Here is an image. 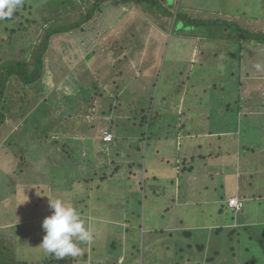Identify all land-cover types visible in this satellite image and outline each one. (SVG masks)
Segmentation results:
<instances>
[{
    "label": "rangeland",
    "instance_id": "obj_1",
    "mask_svg": "<svg viewBox=\"0 0 264 264\" xmlns=\"http://www.w3.org/2000/svg\"><path fill=\"white\" fill-rule=\"evenodd\" d=\"M63 1L64 4L59 5L60 0H53L55 3L24 0L13 18L0 21V75L6 71V62L13 59L26 58V62H31L46 29L60 24L75 26L73 31L50 38L37 82L25 83L17 75L7 81L3 110L6 119L0 130V209L4 210L0 219V264L74 263L46 254L38 239L31 240V224L24 221L25 224L18 228L12 225L16 220L33 217L26 209H30L32 201L35 204L39 197V206L35 209L43 240L46 232L42 222L52 214L47 198H69L75 202L72 185L69 187L68 183L69 175L75 180L77 171L81 173L86 168L83 162L73 164L70 174L63 170L54 172L71 162L67 159L68 152L83 161L89 152L81 149V145L88 141L95 140L100 145L92 154L95 155L94 163L103 166L102 176H110L115 168L118 170L112 179L104 177L103 183H99V176H96L94 180L99 187L90 183V188L86 192L81 190L82 193L96 192L97 197L112 202V194H121L122 188L123 192L135 188L142 197L146 191L144 184L149 183L151 192L158 193L161 188L157 187L163 183L167 186L165 195L158 200L165 203L180 186L173 182L180 176L216 175L217 172L210 170V164L220 162L222 148L233 144L239 149L247 147L253 159H260L258 169L261 173L254 181V188L263 186L261 200L264 203V158H260L264 156V71L258 72L254 67L256 63H264V44L254 39L244 42L240 38L242 32L238 31L230 36L237 39H225L227 28L223 26L228 24L232 31L238 25L249 32H264V16H261L264 15V0H141V5L135 1L123 4L120 0ZM174 23L206 39L198 41L183 37L184 34L176 37L173 33L167 42L156 30L159 31L160 26L172 28ZM148 35L152 39L150 43L146 39ZM159 38L161 45L166 43V51L169 50L164 59L144 54L145 46L155 53ZM202 43L210 44L215 52L211 54L208 47L203 49L205 64L195 76L197 65L193 63L189 71V62L195 60L194 47ZM227 46L232 51L230 57ZM172 55L176 57L169 61ZM215 63L218 66L227 64L225 67L234 70H217ZM195 77L198 78L196 82H200L197 87ZM181 78L183 83L179 86L177 82ZM38 83L43 89L38 88ZM195 89L196 98L208 104L206 118L191 116L195 112L193 108L190 110ZM187 98L190 99L186 101ZM222 99L241 109L237 117L224 110L226 118L230 116L232 122L236 119V125L243 128L251 121L250 124L258 129L254 133L245 130L242 133L243 129H237L236 134H209V130L224 126L220 110L224 106ZM244 112L246 118L242 117ZM183 115L186 121L180 118ZM259 131L262 133L256 134ZM106 132L112 133L113 138L104 144ZM130 141L139 142L140 149L133 148ZM232 153L238 154L237 159H232L236 162L234 175H239L242 167L239 162L243 157L239 152L232 150ZM215 157L219 159L214 160ZM94 169L96 167H90V174ZM117 174L122 178H116ZM240 178L243 182L248 177ZM229 182L224 183V190L219 187L215 190L216 183L210 182V188L202 195L209 197L212 205L217 201L223 204L225 223L221 220L223 215L217 216L210 211L207 220L196 215L195 204H184L178 209L185 224H210L211 232L191 231L198 243L207 244L208 257L192 244V253H197L198 257L188 264H264V214L259 212L260 199L255 202L249 194L252 199L245 201L242 212H231L227 202L229 204L228 195L234 182ZM146 195L148 198L152 194ZM185 200L195 201V195ZM21 202L24 205L19 204ZM135 207L140 211V206ZM22 208L26 214L15 215ZM98 211L103 212L100 208ZM129 216L130 221L136 219L139 223L134 214ZM218 227L219 230H215ZM17 230H23L24 237L17 236ZM95 230L98 237L103 232L100 226ZM216 232H220V236ZM208 233L211 237H206ZM103 236L105 241L107 235ZM189 236L179 237L183 248L182 243L187 242ZM213 244L218 248L219 257L214 255L217 251L212 250ZM114 259L103 258L105 264H118ZM163 259L166 264H174L173 258ZM92 260V264H96L95 260L102 262L101 258ZM178 261L180 263V258Z\"/></svg>",
    "mask_w": 264,
    "mask_h": 264
},
{
    "label": "crops",
    "instance_id": "obj_2",
    "mask_svg": "<svg viewBox=\"0 0 264 264\" xmlns=\"http://www.w3.org/2000/svg\"><path fill=\"white\" fill-rule=\"evenodd\" d=\"M183 8L184 6H182V9ZM158 26L160 25L158 24ZM223 26H224V29L225 27L227 28L225 29L227 30V32L224 33L225 39H237L238 38V37L231 38L230 36L235 31H238L239 34L241 31H239L238 29H235L234 31H232L228 24H224ZM159 29H160L159 31L158 30L156 31L161 32L162 35L166 37L167 42H168V39L173 36V33H175L176 37H182V34H184L183 37H187V38L192 37V38H195V40L197 39L198 41H201L202 39H206L204 37L201 38L198 34L192 33L191 30H188L186 28L178 29L175 26V23L172 28L160 26ZM224 29H222L221 33H223ZM149 38H150V35L146 37V39H148L150 43L152 39H149ZM240 38L242 39V41L247 42L245 41L243 37H240ZM180 43L182 44V42ZM161 44H162V41L159 38V42H158L159 47L157 48L155 53L153 51H148L149 47L146 48L145 46L144 54L150 53V54H153V56L157 55V59L161 57H163L164 59V55H167L169 50L167 49L166 51V48H165L166 43H164V45H161ZM206 47L211 49V54L215 52L214 48L211 47L210 44L204 45L202 43L201 46H199L198 48L197 46L194 47L195 52L193 54H195V56L193 55L191 56L195 57V60H192L191 62H189V71H191L193 65L196 64L197 66L195 69V76H198L199 70L205 64V62L202 61V58H203V55L205 54V51H203V49H207ZM231 52H232L231 48L228 47L229 57H230ZM216 55H218V51H216ZM173 57H176V55H172L171 57H168L169 61H171ZM161 64H164V62H161ZM226 65L227 64L218 66V64L215 63V67L217 70H220L222 68H224L223 71L234 70L231 67L229 68L225 67ZM205 67L206 69L209 68V66H205ZM179 73H182V72L179 71ZM197 80L198 78L195 77V82ZM200 81L203 82L202 80ZM177 83L179 86H181V84L183 83L182 78L180 79V82H177ZM196 85H200V82H196L195 87H197ZM236 85H238V83ZM239 86H240V83L238 87ZM195 93L196 94L198 93L196 89H195ZM160 99H163V96H161ZM183 100H184V97H183ZM222 102H224L222 104L224 106L220 110L222 113V117L224 119V123H223L224 126L221 128H218L217 130H211V131L209 130L208 131L209 134L211 135L212 134L221 135L222 133L236 134V132L234 131L237 129H243L242 133H244V130L249 133H254L253 131L255 130H253L252 127H247V126L243 128L242 126L240 127L236 125L235 129H231L232 127H230L231 123L229 121L231 117L228 116L226 118V116H224L223 114L224 110L231 111L232 114H236V117H237V113L239 114V112H241V109L239 108L237 109L235 105L230 106L229 103L231 102L229 100L222 99ZM193 104H195V106L192 107ZM192 108L195 112H193L191 116L192 115L195 116V119L197 116H203L204 118H206L205 115L209 114L207 112L208 104H206V102L205 104H203V99L198 100L196 96H195V100L191 101L190 110ZM243 114L244 115H242V117L246 118L247 114L245 112ZM186 115L187 117H189V111ZM203 132L206 133V130H204ZM259 133H262V132L259 131L256 134H259ZM227 145H225L222 148L223 152L222 154H220V158L222 161L220 160V162H216L215 164L213 162L210 164V166L212 167V169L210 170H214L215 172H217L216 175L210 174V175H203V176H199V175L194 176V175L189 174V175L180 176L178 179L173 181L176 184H180V186L176 190V193L175 191H172L171 194L174 196L171 195V198L165 201V203L163 202L160 203L158 200L160 198L163 199L165 195L164 189H166L167 186H165L163 183L158 185L157 188L159 189L161 188V191H158V193L151 192V190L149 189V187L151 188L149 183L144 184L145 186L144 188H146L145 189L146 191L142 194L143 198L140 196L139 193L138 194L136 193L135 188L134 190L131 189L126 192H123V188H122L121 194H118L116 196L112 194V202L108 200H104L103 198L97 197L96 192L87 193L88 196L92 195L94 198L98 199L102 203L100 207H93L92 209L91 207L86 206V211H79L82 219L86 222V224L92 230L94 238L90 243L81 244V247L83 249L82 255L74 258L75 261H73L72 259H68L72 257H66V259L70 262H74L73 264H92L94 262L92 258H101L102 261H103V258H109V259L115 258L114 261L117 262L118 264H161V263L166 264V261H164L163 258H173L174 264H188L192 258H195V256L198 257L197 253H195V255L192 253L193 246H195L197 250L200 248V250L203 251L202 254L207 255L208 257V254H207L208 252L206 251L208 250L207 244H203L204 242L198 243V241L195 240V238H192L191 231L201 230V231L211 232V230H209L210 224H202L200 222L199 224H195V225L185 224L183 219L180 218V215H179L180 213L178 209L183 208L184 206L182 205L184 204L187 206H191L195 204V214L199 216H203L204 220H207V215L209 211L213 214H216L217 216H222L224 214L223 204H221L220 201H217L215 202L214 205H212L211 203H209L210 201L208 200L209 197L202 196L203 194H205V191L210 188V186L208 185L210 182L216 183V186L214 187L215 190L218 187L224 190L223 186H224V183H226V180H227V183L229 184H230L229 182L230 180L234 182V184L231 185V190L229 191L230 193L228 197L229 199L237 198L243 202V206L239 211L232 210L227 202L228 209L235 214L242 212L246 200H250L253 198L252 200H254L255 202L256 201L259 202V197L263 189V186L259 189H257L256 187L254 188L255 184H252L253 180L250 178L251 175H254V174H256L258 177V175L261 173V170L258 169L260 159L258 158L253 159V156L249 154V151L247 147L245 146H241V149H239L235 147V145L233 144H227ZM232 150L239 152L241 154V157H243L242 161L239 162V167L242 166L240 169L241 174L239 175H234L233 167L236 166V162L232 158L235 157L237 159L238 154L236 155L233 154ZM245 151H247V153H245ZM260 158H262V156ZM210 159H213V158H210ZM217 159H219V157L214 158V160H217ZM79 163H83V162L80 161ZM201 164L202 163H199V165ZM160 165L161 163L159 164V166ZM249 168H253L254 170H250ZM225 173L227 174L225 175L226 177L224 179L223 175ZM119 175L120 174H117L116 178H122ZM243 175L248 178H246V180L242 182L240 177H242ZM110 179H112V177ZM99 180H100L99 183H103V181L104 182L106 181V179L102 180L100 178ZM75 181L79 183V186L81 187V189H84L85 192L88 188H90L89 186L90 183H93L94 185L99 187V183H95V180L90 181V182H85L82 179L80 181L75 179L69 182L74 183ZM165 182H167V180H165ZM116 187L118 188V186ZM146 193L148 194L150 193L152 195L147 198L148 195H146ZM80 194L81 195H78L79 199L82 198V194H86V193L80 192ZM249 194L252 195V198L249 196ZM194 195H195V201L185 200L186 197H194ZM73 196H76V195H73ZM36 199L37 200L35 201V204H34V201H32V205L30 209H26V211L30 212V214L33 215V217H29V218L27 217L25 220H16L14 221L15 224H13V222L11 223L13 224L12 226H16V228L25 224L24 221H26L27 224H31L30 232H31V235L33 232V238H34V239L32 238L31 240L34 241L35 239H38L39 243H41L42 234L40 233L41 229L38 224V222H40V218L37 220L36 216L38 215V213L35 209V207L38 206L37 201L39 200V197H37ZM79 199L76 196L75 202L69 198H67L65 201L71 204H78ZM92 205L94 206V204ZM135 206H140V211L136 209ZM258 207H259V204H258ZM99 208L103 212H99L98 211ZM209 208L212 210H209ZM3 211L4 210L0 209V219H1V214ZM20 211L22 212L21 213L17 212V214L15 213V215L26 214V212L23 213L24 211L23 208L20 209ZM49 214H51V212ZM130 214H134V216L137 217L139 223L136 221V219H134L133 222L130 221V218H131V216H129ZM2 215H4V213ZM107 216H111V217H107ZM221 220L223 222L227 221L224 218V215L222 216ZM99 226L103 228V232L101 234L102 236L100 235L98 237V232L95 230V228ZM211 226L214 228L213 224H211ZM215 230H219V227L216 228ZM17 233H18L17 236L24 237L25 232L23 230H20L19 232L17 230ZM181 233L183 234V236H185V234H190L189 239H187V242L183 241L182 243L184 248H187L189 251H185L184 248L180 245V242L178 239L179 237L182 238ZM218 234L220 236V232ZM103 235H107L105 238V241L103 239L104 237ZM204 235L205 234H203V236ZM206 237H211V234L208 233ZM177 242L179 244H177ZM192 244L194 245L192 246ZM201 244H202V247H200ZM212 250L217 251L218 250L217 246L214 245V248ZM219 254H218V251H217V254L214 253L216 257H219L220 256ZM89 258L91 260H89ZM178 258H180V263L178 261ZM95 262L96 264L100 263L99 261H96V260Z\"/></svg>",
    "mask_w": 264,
    "mask_h": 264
},
{
    "label": "trees",
    "instance_id": "obj_3",
    "mask_svg": "<svg viewBox=\"0 0 264 264\" xmlns=\"http://www.w3.org/2000/svg\"><path fill=\"white\" fill-rule=\"evenodd\" d=\"M54 1L57 2L59 0H54ZM120 1L123 4L132 3V1H135L137 4H140V2H141V0L140 1L139 0H120ZM52 2H53V0H52ZM55 2H53V3H55ZM58 3H59V5H62V4H64V1L60 0V2H58ZM134 6H136V5H134ZM252 6H254L253 3H252ZM261 16L263 17L264 15H261ZM176 27L178 29H182L183 28L182 25H179V26H176ZM72 29L73 30L75 29V26L73 24H69V25L60 24L57 27L53 26L51 28H48V29H46L44 37L41 40V44H40V47H39L38 51L36 53H33V60L31 62H26L27 61L26 58H22L21 60H14L13 59L10 62H6V65H5L6 71H5V73L3 72L0 75V130L1 131H2L3 126L5 125L4 122H5V119H6V116L3 114V110L5 108L4 99H5L8 79L12 75H17L19 78L23 79L25 83H35V82H37L38 80H36V78L39 79V77L41 76V73L43 71L42 58H43L44 51H45V49H46V47L48 45V42H49L50 38L53 35L58 34V33H64V32L73 31ZM237 29L242 32L243 38L245 40L254 39L258 43L264 44V32L263 31H259L257 33L256 32H249L248 30H242V28H239L238 25H237ZM258 43H255V44H258ZM41 85L42 84L38 83L37 86H38V88H42L43 89V86H41ZM253 90H256V89H253ZM195 96H196V93H195ZM170 97H172V95ZM189 99L190 98H187L186 101H188ZM180 118H184V121H186L184 115L181 116ZM229 121L231 123V125H230V127H232L231 129H235L236 128V124H237L236 123V119L232 122V120L230 118ZM250 123H251V121H250ZM250 123H249L248 127H252L253 130L258 129V127H255V126L251 125ZM263 123H264V121H263ZM263 135H264V133H263ZM130 143L133 146V148H135L137 150L140 149L139 142L130 141ZM104 144H106V141L104 142ZM27 146L29 148V145H27ZM98 146H100V145H99V143L95 142V140L88 141L87 144L83 143L81 145V149L85 150V148H86L88 150L89 154L84 159H82L83 160L82 162H84V165L86 167V170H81V173L79 171H77V178L76 179L78 181H80L82 179L85 182H90V181H93L96 176H99L100 179L104 180L105 179L104 177H112L116 173V171L118 170V168L117 169L115 168L110 173V176H107V175L106 176H104V175L102 176L101 173H103V171L101 170V168L103 166L99 162L95 161L96 164L94 163L93 159H94L95 155L92 154L93 153L92 150H95ZM251 152H254V149H252ZM68 153H69V157H67V159L70 160L71 162L68 165H64V166L58 167L60 169L55 171L54 172L55 174L60 173L62 170L65 173L70 174L69 170L71 171V168H72L73 164L78 165V163L80 162L79 161L80 160L79 156L78 157L71 156V153L70 152H68ZM85 155H86V153H85ZM262 158H264V156H262ZM91 166H93V168L96 167V169H94V172L92 171V173L90 174V167ZM87 168H88V170H87ZM99 174H101V175H99ZM259 177L260 176L257 177V175L254 174V175H251L250 178L253 181H255V180H258ZM72 180H73V178L70 177V175H69V181H72ZM69 181H68V183H70ZM253 181H252V184H255V182H253ZM71 185H72L71 194L72 195H76L77 198L79 199L78 195H81L80 192L83 189H81V187L79 186V183L77 181H75L74 183H70L69 187H71ZM57 188H58V190L60 189L59 186ZM259 199H260V202H259V207L258 208H259V211H261L260 213L264 214V203H263V200H261L262 199L261 195H260ZM49 200L50 199L47 198V201H49ZM19 204L24 205L23 202H21ZM92 204H94V206ZM101 204L102 203L98 199L94 198L92 195L88 196V194L86 193V194H82V198H80L78 200V204H72V205L75 208H77L78 211H86V206L87 207L89 206V207H91L93 209V207H100ZM18 212L21 213L22 211L19 210ZM19 220H21V219H19ZM7 222L9 223V221H7ZM51 258H54V257H51ZM101 263L105 264L104 260L102 262H100V263H97V264H101Z\"/></svg>",
    "mask_w": 264,
    "mask_h": 264
},
{
    "label": "clouds",
    "instance_id": "obj_4",
    "mask_svg": "<svg viewBox=\"0 0 264 264\" xmlns=\"http://www.w3.org/2000/svg\"><path fill=\"white\" fill-rule=\"evenodd\" d=\"M23 3L24 0H0V21L13 18ZM254 67L258 72L264 71V63H256ZM106 133L109 134V132ZM110 134L113 138V134ZM103 140L107 142L105 136ZM49 205L52 214L46 216L42 222L46 235L40 246L46 254L58 260L82 255L81 244H87L93 240L92 230L71 203L61 198L50 197Z\"/></svg>",
    "mask_w": 264,
    "mask_h": 264
},
{
    "label": "built area",
    "instance_id": "obj_5",
    "mask_svg": "<svg viewBox=\"0 0 264 264\" xmlns=\"http://www.w3.org/2000/svg\"><path fill=\"white\" fill-rule=\"evenodd\" d=\"M112 138V135L109 133H107L106 135H105V139L107 140V139H111ZM229 206H230V208L232 209V210H234V211H239L241 208H242V206H243V202L242 201H240L239 199H237V198H231L230 200H229Z\"/></svg>",
    "mask_w": 264,
    "mask_h": 264
}]
</instances>
